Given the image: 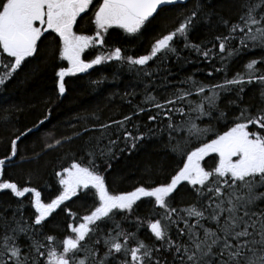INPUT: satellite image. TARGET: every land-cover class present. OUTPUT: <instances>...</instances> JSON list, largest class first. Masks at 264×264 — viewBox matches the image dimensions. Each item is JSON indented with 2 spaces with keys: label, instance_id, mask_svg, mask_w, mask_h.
Masks as SVG:
<instances>
[{
  "label": "snow or ice",
  "instance_id": "obj_1",
  "mask_svg": "<svg viewBox=\"0 0 264 264\" xmlns=\"http://www.w3.org/2000/svg\"><path fill=\"white\" fill-rule=\"evenodd\" d=\"M178 2L180 0H102L94 4L93 0H0V65L4 69L0 73V88L13 73L26 67L28 58H39L38 42L49 31L58 36L60 56L71 65L70 68L61 67L56 73L60 96L66 91L67 74L85 72L94 65L113 60L121 67H134L138 75L146 78L142 81L143 100L132 113L120 120L93 125L101 131L99 136L86 141L87 162L74 159L70 166L56 173L63 188L50 202H42L41 192L36 188L0 180V191L10 190L15 197L21 198L11 219L0 216V264H264V207L258 203L264 201V191L259 190L264 188V135L249 131V125L264 129V107L253 113L243 104L245 88L253 83L261 86L260 96L264 101V54L248 59L242 66L243 71H237L231 78L225 75L220 83H205L189 75L180 81L187 87L173 88L164 100L149 90L153 87L150 78L162 66L166 68L167 60L175 58L179 63L189 62L187 56L181 58L184 50L195 52L210 64L218 59L221 67L212 64V70L226 72L228 63L235 57L256 48L264 49V0H241L242 12L236 22L219 17L216 23L224 26L226 34L217 35L214 40L218 44L213 43L212 48L203 42H193L190 35L199 23H211L212 17L218 14L205 0H194L193 7L179 25L155 39L148 54L134 57L114 47L90 60L82 59L85 49L104 45L109 29L117 27L137 35L151 22L150 17L157 14L158 9L163 11L162 6ZM90 7L94 34L74 31L78 18L85 19L82 14ZM237 40L238 47L233 44ZM217 47L218 53L213 52ZM169 74L167 70L162 82L171 83L167 80ZM208 75L211 76L212 71ZM228 92L235 96L228 104L235 105L240 114L234 126L209 141L207 137L214 131L212 121L227 118L218 101L221 93ZM135 94V91L125 93L126 96ZM194 94L198 100L190 99ZM179 104H187V111ZM145 105L157 110L150 112L147 120L158 123L144 125L141 131V124L133 120V116L144 113ZM174 114H179L178 122ZM204 117L209 118L206 124ZM39 123L43 124L44 120ZM81 135L76 132L56 139L54 145L47 147L60 146L64 140L71 141ZM153 138L170 154L186 156L187 162L168 182L138 186L119 194L110 192L105 172L112 168L118 153L136 150ZM20 139L16 136L11 141L10 155L0 158V176L6 161L17 156ZM105 139L107 143L102 145ZM120 143L124 147H119ZM193 143L197 144L194 149L190 148ZM210 153L218 154L219 160L209 169L201 161ZM184 181L193 186L197 199L181 208L174 203L173 193L179 195L177 188ZM89 188L95 190L93 195L98 196L99 204L84 215L81 222L68 225L71 234L61 239L44 232V222L53 211L80 190ZM27 193L34 194L31 203L38 213L33 214L31 223L22 211V198ZM142 197L153 198L154 204L163 210L156 219L147 221L155 238L151 242L138 236L144 225L140 217L136 218L135 232L121 227V222L133 213L134 205ZM67 211L75 215L70 209ZM121 213L124 215L118 220ZM109 224L112 227H107ZM21 236L28 241L26 245L19 243Z\"/></svg>",
  "mask_w": 264,
  "mask_h": 264
},
{
  "label": "trees",
  "instance_id": "obj_2",
  "mask_svg": "<svg viewBox=\"0 0 264 264\" xmlns=\"http://www.w3.org/2000/svg\"><path fill=\"white\" fill-rule=\"evenodd\" d=\"M193 3L194 0H190L186 5L164 8L150 20V23H146L141 33L137 35H130L117 27L109 29L104 36V45L91 47L86 60L114 47H120L122 52L134 57L148 54L155 39L176 28L193 7ZM205 3L218 15L212 17L211 23H199L191 33L190 39L196 43L203 42L208 48H212L213 43L218 44L214 38L219 34H226L224 26L218 25L216 21L219 17L229 20L230 23L238 21L242 12L241 0H205ZM91 12L92 9L90 13L83 15L85 19H79L76 29L78 33L94 34L95 25L91 22ZM233 44L238 47V40L233 41ZM38 47L40 48L39 58H28L25 62L26 67L22 66L23 70L18 69L13 73L6 85L0 88V158L10 155L11 141L16 136L21 137L17 142V156L12 157L11 161H6L0 180L11 181L18 186L36 188L41 192L42 202H50L63 188L59 184L56 173L63 167L70 166L74 159L80 163L87 162L84 152L87 146L86 141L99 136L101 131L98 127L93 128V125L120 120L123 116L132 113L136 105L143 100L144 83L142 81L146 78L138 75L134 67L128 65L121 67L113 60L94 65L85 72L65 76L66 91L63 96H60L59 78L56 73L61 67H71L70 63L60 56L61 42L50 31L41 38ZM213 52L218 53V47L214 48ZM261 54H264V49L256 48L246 51L228 63L226 72H216L212 70L211 65L221 67L218 59H213L210 64L208 60L195 52L184 50L181 58L187 56L189 62L179 63L175 58L167 60L166 68L162 66L150 78L153 81V87L149 90L155 92L160 100H164L173 88H186L187 85L180 81L189 75H194L196 79L205 83H220L225 75L231 78L237 71L244 70L242 66L248 59L259 57ZM167 70H170L167 80L171 83L162 82V77ZM3 71V66L0 65V73ZM209 71H212L211 76L208 75ZM94 81L101 82L97 84ZM133 91L135 95H125ZM260 91L261 86L256 83L247 85L245 88L243 104L247 105L253 113L264 107ZM234 98L232 92L221 93L218 103L226 112L227 118L212 121L214 131L208 135L207 140L214 139L216 134L222 135L234 126L235 118L240 114L235 105L228 104V100ZM190 99L198 100L199 98L194 94ZM178 106L184 107L186 111L188 109L187 104ZM145 107L144 113L133 116V120L141 124V131L144 130V125L152 126L158 123L147 120L148 114L155 113L157 110L147 105ZM49 110L50 115H47ZM93 114L99 117V120L95 119ZM46 115L47 119H45ZM214 115L218 113L214 112ZM179 119V114H174V120L178 122ZM208 119L204 117L203 123L206 124ZM40 120H44V123L40 124ZM164 123H167L166 119ZM30 128L32 131L28 132ZM85 128H89L90 131L85 132ZM249 131H258L264 135V129H259L258 126L249 125ZM76 132L82 135L71 141L64 140L60 146L47 147L48 144L54 145L56 139L72 136ZM22 133L26 134L21 135ZM106 143L107 139L102 141V145ZM196 146L197 144L193 143L190 148L194 149ZM119 147L124 145L120 143ZM218 160V155L214 154L204 158L201 163L205 168L210 169L218 163ZM186 162V156L170 154L163 144L153 138L143 142V146L136 150L118 153V158L112 162V168L105 172L106 184L109 191L114 194L133 191L138 186H154L168 182ZM259 190L264 191V188ZM94 192L95 190L91 188L80 190L77 195L65 201L44 222V232L61 239L71 234L68 225L81 222L82 217L99 204L98 196H94ZM177 192L178 196L176 193L173 195L176 196L174 203L178 207L182 208L196 202V191L188 182L181 183ZM33 197V193H27L22 198L23 215L29 223L32 222L33 214H38L31 203ZM20 200L21 198L15 197L10 190L0 191V216L11 219ZM258 203L260 207H264V201ZM67 209L75 215H70ZM162 212L163 210L154 204L153 198L142 197L134 205L133 213L121 222V227L135 232L136 218L140 217L144 220V225L140 227L138 236L146 242H151L155 238L147 227V221L156 219ZM123 215L121 213L117 219L119 220ZM107 227L112 225L109 224ZM173 236L175 238V232ZM19 243L26 245L28 241L21 236Z\"/></svg>",
  "mask_w": 264,
  "mask_h": 264
},
{
  "label": "flooded vegetation",
  "instance_id": "obj_3",
  "mask_svg": "<svg viewBox=\"0 0 264 264\" xmlns=\"http://www.w3.org/2000/svg\"><path fill=\"white\" fill-rule=\"evenodd\" d=\"M102 1H96V2H93L94 4H98V3H101ZM92 8L90 7L89 8V10H88V12H86V13H84V14H82V16L83 15H85V14H88V13H90V10H91ZM79 19L80 18H78V21H79ZM78 21H77V25H78ZM77 25L76 26H74V31H76V29H77ZM82 34H84V33H82ZM45 35V34H44ZM87 35V34H86ZM57 36V35H56ZM57 38H58V36H57ZM58 40H59V38H58ZM60 41V40H59ZM87 53H88V51L87 50H85L84 52H83V54H82V59H85L86 60V56H87Z\"/></svg>",
  "mask_w": 264,
  "mask_h": 264
},
{
  "label": "water",
  "instance_id": "obj_4",
  "mask_svg": "<svg viewBox=\"0 0 264 264\" xmlns=\"http://www.w3.org/2000/svg\"><path fill=\"white\" fill-rule=\"evenodd\" d=\"M189 2V0H180V2L176 3V4H172V5H166V6H162L163 9L166 7H170V6H175V5H186ZM159 9L157 11V14L159 13ZM157 14H154L153 17H150V20H152Z\"/></svg>",
  "mask_w": 264,
  "mask_h": 264
},
{
  "label": "rangeland",
  "instance_id": "obj_5",
  "mask_svg": "<svg viewBox=\"0 0 264 264\" xmlns=\"http://www.w3.org/2000/svg\"><path fill=\"white\" fill-rule=\"evenodd\" d=\"M214 154H215V155H218V154H216V153H210L209 155H214ZM209 155H207V156H209ZM207 156H206V157H207ZM206 157H204V158H206ZM218 157H219V156H218ZM203 160H204V159H203ZM203 160H202L201 162H203ZM185 182H187V181H185Z\"/></svg>",
  "mask_w": 264,
  "mask_h": 264
}]
</instances>
